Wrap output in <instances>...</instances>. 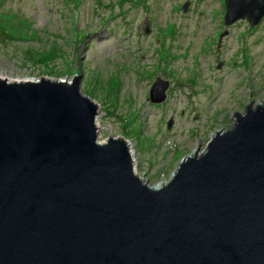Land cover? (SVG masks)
Masks as SVG:
<instances>
[{
	"label": "water",
	"instance_id": "1",
	"mask_svg": "<svg viewBox=\"0 0 264 264\" xmlns=\"http://www.w3.org/2000/svg\"><path fill=\"white\" fill-rule=\"evenodd\" d=\"M263 19L264 0H225L226 26ZM168 85L157 79L152 103ZM99 113L78 77L0 78V264H264L262 103L160 188L126 138L99 141Z\"/></svg>",
	"mask_w": 264,
	"mask_h": 264
},
{
	"label": "rangeland",
	"instance_id": "2",
	"mask_svg": "<svg viewBox=\"0 0 264 264\" xmlns=\"http://www.w3.org/2000/svg\"><path fill=\"white\" fill-rule=\"evenodd\" d=\"M224 2L0 0V78L78 77L100 106L98 139L126 138L136 173L161 187L236 113L264 105V19L226 26ZM158 78L167 97L152 103Z\"/></svg>",
	"mask_w": 264,
	"mask_h": 264
},
{
	"label": "bare ground",
	"instance_id": "3",
	"mask_svg": "<svg viewBox=\"0 0 264 264\" xmlns=\"http://www.w3.org/2000/svg\"><path fill=\"white\" fill-rule=\"evenodd\" d=\"M97 124H98V123H97ZM98 137H99V133H98ZM99 141H100V140H99ZM100 142H102V141H100ZM103 142H104V141H103ZM130 151H131V153H132L131 148H130ZM197 151H198V150H197V148H196V149L193 151V154L198 153ZM200 154H201V153H200ZM133 156H134V155H133V153H132V157H133ZM133 160H134V157H133ZM134 171L136 172V168H135V160H134ZM137 174H138V173H137ZM140 178L143 180L144 183L149 184L148 182L144 181V179H143L141 176H140ZM163 185H165V184L163 183L162 186H163ZM162 186H161V187H162ZM154 187H155V188H160L159 186H155V185H154Z\"/></svg>",
	"mask_w": 264,
	"mask_h": 264
}]
</instances>
